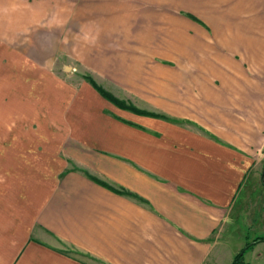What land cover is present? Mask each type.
<instances>
[{
  "label": "crops",
  "instance_id": "obj_1",
  "mask_svg": "<svg viewBox=\"0 0 264 264\" xmlns=\"http://www.w3.org/2000/svg\"><path fill=\"white\" fill-rule=\"evenodd\" d=\"M255 195L264 0H0V264H232Z\"/></svg>",
  "mask_w": 264,
  "mask_h": 264
},
{
  "label": "rangeland",
  "instance_id": "obj_2",
  "mask_svg": "<svg viewBox=\"0 0 264 264\" xmlns=\"http://www.w3.org/2000/svg\"><path fill=\"white\" fill-rule=\"evenodd\" d=\"M256 197L257 195L252 197L251 202H244L243 198H240V200L238 201L234 213L235 222L238 227L234 229H228L222 238L221 247L222 249H224L225 258L230 254L235 257L237 255H243L242 262L244 264H262V248H260L257 252L254 250L255 247L259 245V242H256V240L261 237L264 238L261 223L262 212L260 211V209H258L257 211L255 210V217H252L250 211L247 212L246 221L243 220V217L241 216L242 214L240 213L242 209L246 211L249 206L250 208L259 207L261 203L260 201H262V199L259 200V198ZM224 263L229 264L228 262Z\"/></svg>",
  "mask_w": 264,
  "mask_h": 264
},
{
  "label": "trees",
  "instance_id": "obj_3",
  "mask_svg": "<svg viewBox=\"0 0 264 264\" xmlns=\"http://www.w3.org/2000/svg\"><path fill=\"white\" fill-rule=\"evenodd\" d=\"M192 19L196 20V18L194 17H191ZM197 21V20H196ZM88 81H90V83L103 95L105 96L106 98H108L110 101H112L113 103H115L118 107L120 108H123V109H126V110H129L133 113H136V114H139V115H144V116H158L156 114H148L147 112H144V111H141V110H138L137 108L133 107V106H130V105H127L125 102H122V101H119L117 100L116 98H114L112 95L108 94L106 91H104L101 87H99L92 79H90L89 77L87 78ZM88 175V174H87ZM92 178V177H91ZM93 180H95L96 182H99L98 180H96L95 178H92ZM123 195H126V196H129V197H133V198H137V196L127 192V191H117ZM140 201H142L140 198H139ZM263 241L264 238H258L256 240V242H259V241ZM242 258H243V255H237L233 261L232 264H241L243 263L242 262ZM244 264V263H243Z\"/></svg>",
  "mask_w": 264,
  "mask_h": 264
}]
</instances>
